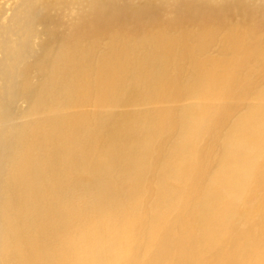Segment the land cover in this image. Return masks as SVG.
<instances>
[{"label":"rangeland","instance_id":"obj_1","mask_svg":"<svg viewBox=\"0 0 264 264\" xmlns=\"http://www.w3.org/2000/svg\"><path fill=\"white\" fill-rule=\"evenodd\" d=\"M246 1L221 17L202 19L193 16L200 0H0V131L8 145L0 181L7 199L0 264H237L239 258L227 256L223 240L214 238L228 221L234 226L228 234L233 248L247 247L251 239L264 242V178L244 173L239 185H255L242 197L230 188L237 183L232 173L214 174L228 155L223 146L238 127L249 126L245 115L251 109L257 114L252 132H245L244 153L250 159L254 150L252 160L264 165V138L256 134L264 128V61L258 60L264 48V0ZM182 14L190 17L181 19ZM201 24L211 29L203 32ZM197 33L203 37L195 40ZM235 34L250 52L243 65L223 46L226 35ZM170 42L180 51L164 69L152 59L165 55ZM71 52L66 88L74 83L79 93L61 99L53 91L55 63ZM196 58L210 60L215 74L191 77ZM220 70L232 75L220 77ZM145 79L147 84L131 87ZM179 80L186 82L178 85L180 96H173L165 86L175 87ZM102 89L107 95H98ZM182 106L201 107L207 118L224 114L211 131L201 126L202 141L217 145L200 166L183 173V153L177 165L162 171L176 155L167 145L151 167L134 168L145 164L137 161L142 156L132 158L135 150L118 166L97 167L106 150L129 143L137 114L150 121L166 117L167 144L181 139L196 116L179 108L176 114L194 123L190 129L186 122L174 127L175 116L167 111ZM72 116H78V134ZM89 117L85 128L83 119ZM161 137L158 132L153 146ZM38 160L42 163L35 164ZM104 181L111 182L110 190L103 191ZM116 184L137 192L125 196ZM196 191L205 196L199 203L182 197ZM136 194L142 206L130 205ZM213 203L220 206L216 216L206 213ZM204 230L219 244L216 249L210 242L211 253L193 248L192 236ZM260 252L246 255L254 260Z\"/></svg>","mask_w":264,"mask_h":264},{"label":"bare ground","instance_id":"obj_2","mask_svg":"<svg viewBox=\"0 0 264 264\" xmlns=\"http://www.w3.org/2000/svg\"><path fill=\"white\" fill-rule=\"evenodd\" d=\"M247 4L246 0H219L218 2L216 0H200L199 3V10L198 13H194L193 16L200 15V17L204 18H218L223 15H225L229 10L230 7L233 5H245ZM100 16L98 15L97 20ZM181 19H186L187 17H190V15H185L182 14ZM117 18L122 19V15H118ZM114 22L108 24V26L112 25ZM94 31H96L98 28L97 26V21L93 27H91ZM201 28L203 32H207L208 30L211 29L210 26L201 24ZM91 29L92 32H94ZM79 32L82 33L83 29L80 28L78 29ZM90 31V30H89ZM87 31V32H89ZM86 32V33H87ZM203 37V34L197 33L194 36V39H201ZM172 37H167L166 42L171 41ZM238 36L235 35H226V39L224 40L223 46L224 48L230 52L231 58L233 60H236L240 65L245 64V62L249 59V49L239 43L237 41ZM166 49V54L163 56L156 55L153 57V61L161 64V66L165 69L167 63L176 55L179 53L180 48L177 44V42H170L168 43L167 46H165ZM195 54H192L194 56ZM74 59V53L71 52L66 58H62L59 56L56 60L55 63V68H54V76H55V81H54V87L53 91L54 92H59L61 99L69 97L70 95L74 93H79L77 90V86L72 83L66 88V75L69 70V65L70 62ZM259 61H264V48L262 52L259 54L258 57ZM116 66L120 67L121 69H126V66L121 63L117 62L115 63ZM218 69H220V62H218ZM151 68L157 69L154 67L152 64H150ZM156 66V65H155ZM191 72L190 75L191 77H209L213 74H215L212 62L208 59H203V58H196L195 60L192 59L191 64ZM159 71V70H158ZM160 73V71H159ZM229 74L232 75V72H227V70L223 71L220 70V77H222L223 74ZM161 74V73H160ZM161 76L164 78V81L167 79V76L165 74H161ZM227 84L229 85L230 88L235 87V83L233 81H230L228 79ZM185 80H179L175 82V87H172L170 84H166V89L168 92H170L173 96H180V91L178 89V85L185 84ZM197 81H194L193 83H196ZM148 83V79L145 80H134L131 84L132 88H136L140 85H144ZM99 96H104L107 95V91L102 89L97 92ZM142 93V92H141ZM141 95V94H140ZM186 109L193 113L195 117V124L192 128L191 131L187 132L184 136L181 137V139H176L173 141L171 144H167V141L165 139V134H164V125L167 123L166 117H160L158 121H150L147 120L146 118L140 119L139 114L135 116V121H138L134 128L128 131L130 135L127 136L129 143L125 146H123L120 149L116 148H110L104 152L102 157L99 160L98 168L104 170L105 168H108L110 166H118L121 163L125 161H129L131 158V150H135L132 153V158H138L140 156L141 159L137 160L139 162L145 163L141 167H137V165L134 163V168L135 169H143L145 167H151V163L159 159V153L161 151H168L167 145H170L169 151L175 153L176 155L167 161L166 165L164 168H162V171L168 172L172 166L177 165L178 163V157L182 156L183 153V164H182V171L185 173L189 169H195L201 164V159L204 161V157L207 154L208 151H211L212 148L214 147H209L208 146V139L202 141V136H201V126L204 125L205 127L210 128L209 131H211L214 127L217 126V121L218 119L222 118L224 114L220 115L221 113L219 112L215 118H207L206 113L202 110V108L195 109L190 106H182V107H177L174 108L173 110H168L167 113L175 116L174 118V127L175 124H179L181 126L184 125V123H187V128L190 129L194 123V120H187L184 119L182 114H176V111L179 109ZM257 114L256 111H253L252 109L248 114L245 115V118L249 122V126L246 124L244 127H238L237 134L229 141L228 145H224L226 149L228 148V155L224 162L218 167L217 173L215 172V175L219 176H226L230 177L229 173H232V178H236V182L231 185V190L234 188L235 193L239 194L240 196H244L245 192L251 188L254 183H244L243 185H239V183L242 181L241 179L244 176V173L248 172L253 175L252 178H264V165L263 164H258L252 160L253 155L255 154L254 150L249 153L250 159H247L244 151V141L243 138L246 135V131L249 129L250 132H252V126H251V121L253 117ZM74 119V132L79 133L80 128L78 126V116H72ZM95 117V116H94ZM101 117V116H100ZM140 119V120H139ZM91 123V117L83 119V124L85 125V128H88V126ZM239 122H236V125ZM235 125V129H236ZM123 131L124 128L119 126ZM97 128L99 130H102L103 127L98 124ZM234 129V130H235ZM208 131V132H209ZM158 132L162 133V137L158 139V144L157 146H153L154 140H157V134ZM256 134L259 135V137L264 138V128L257 131ZM206 137V136H204ZM62 146L66 144V141L64 138L61 140ZM153 146V147H152ZM8 149V145L6 140L4 139V131H0V181L2 177V172L4 171V167H6L5 163H3V157ZM150 151V152H149ZM248 151V148L246 149V152ZM148 159V162L145 160ZM264 160V159H263ZM12 162V161H11ZM36 163H42L40 160L36 161ZM252 163V164H251ZM34 164V165H35ZM198 164V165H197ZM263 165V166H262ZM18 167L20 170L25 171L24 167L22 164L18 163ZM236 170V171H233ZM199 171H197L195 174L197 175ZM200 173V172H199ZM159 175V174H158ZM199 175V174H198ZM187 179V178H186ZM225 180L229 181L230 178H226ZM222 181V180H220ZM253 181H256L253 179ZM187 182H190V179H187ZM257 182V181H256ZM104 187H102L103 191L110 190L111 182L104 181ZM117 187L120 189V192L125 195V196H131L137 192L136 188L124 184L123 186L121 184H116ZM198 185V183H196ZM215 186V185H213ZM200 191V188H198ZM157 190H152V193H156ZM191 192H189L187 195L184 194L182 197L183 198H188L187 200L189 202H201L205 196L199 194L197 191L192 193L191 196H189ZM6 194V191H5ZM3 191L0 187V233L2 232V217H1V212L4 211V208L6 209V203L7 199H3ZM165 195V194H162ZM240 196L238 198H240ZM130 202V205L134 206H142V202L138 199V195L134 198L128 199ZM127 200H125V204ZM212 210L208 208L206 213L216 216L217 210L220 209L219 204L213 203L211 204ZM262 225H264V218L261 222ZM234 226L230 223V221L220 225V230H217V233L215 234L214 238L223 240L225 247L228 250L227 256H236L239 258L238 259L233 258V260H236L237 264H264V242L259 240V239H251L249 242V246L244 247L240 244L237 245V249L233 248L234 242L229 238V233L233 230ZM210 238L208 232L205 230L201 232L197 236H192V239L194 240L193 243V248L196 250H203L206 253H211L213 249L210 247ZM211 244L214 246V248L217 249L219 244L211 242ZM257 249H260L261 252L259 253V257L256 259H252L251 257L247 256L249 252L255 251ZM167 261V259H164ZM224 264H228V261H225Z\"/></svg>","mask_w":264,"mask_h":264}]
</instances>
